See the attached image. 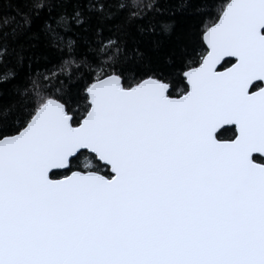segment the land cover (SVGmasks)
Returning a JSON list of instances; mask_svg holds the SVG:
<instances>
[{
    "label": "snow or ice",
    "instance_id": "snow-or-ice-1",
    "mask_svg": "<svg viewBox=\"0 0 264 264\" xmlns=\"http://www.w3.org/2000/svg\"><path fill=\"white\" fill-rule=\"evenodd\" d=\"M0 264H264V0H0Z\"/></svg>",
    "mask_w": 264,
    "mask_h": 264
}]
</instances>
